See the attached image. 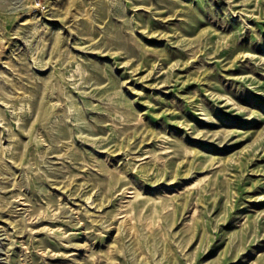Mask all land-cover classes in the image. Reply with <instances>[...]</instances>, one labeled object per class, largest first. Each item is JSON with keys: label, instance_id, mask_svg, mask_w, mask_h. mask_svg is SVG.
I'll use <instances>...</instances> for the list:
<instances>
[{"label": "rangeland", "instance_id": "rangeland-1", "mask_svg": "<svg viewBox=\"0 0 264 264\" xmlns=\"http://www.w3.org/2000/svg\"><path fill=\"white\" fill-rule=\"evenodd\" d=\"M0 264H264V0H0Z\"/></svg>", "mask_w": 264, "mask_h": 264}]
</instances>
